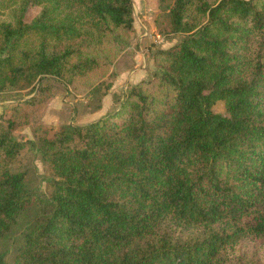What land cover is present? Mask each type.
I'll return each mask as SVG.
<instances>
[{"label": "trees", "instance_id": "16d2710c", "mask_svg": "<svg viewBox=\"0 0 264 264\" xmlns=\"http://www.w3.org/2000/svg\"><path fill=\"white\" fill-rule=\"evenodd\" d=\"M157 3L182 37L111 113L37 139L44 192L11 169L14 126L59 87L109 91L133 4L0 0V93L32 94L0 123V264H264V0Z\"/></svg>", "mask_w": 264, "mask_h": 264}, {"label": "rangeland", "instance_id": "374dc122", "mask_svg": "<svg viewBox=\"0 0 264 264\" xmlns=\"http://www.w3.org/2000/svg\"><path fill=\"white\" fill-rule=\"evenodd\" d=\"M132 4L134 32L129 46L122 49L110 68L112 78L109 91L98 99L95 95L91 96L88 93L77 95L69 89L59 87L45 100L42 113L37 114L31 124L14 126L13 136L24 144V148L12 161L11 169L15 173L28 171L35 187L41 188L44 192L49 190L47 179L51 177V173L39 151L37 139L47 135L49 128L54 130L67 123L82 126L95 121L105 113H111L122 93L153 73L155 70L153 53L165 49L182 37L181 34L159 31L155 18L157 0H132ZM133 56L136 57L135 61L132 59ZM31 97L29 89L0 93V123L5 124L11 118V111L16 105ZM212 110L222 114L223 104L216 102ZM241 252L248 253L253 258L257 255L250 244L244 245Z\"/></svg>", "mask_w": 264, "mask_h": 264}, {"label": "crops", "instance_id": "0c3cea01", "mask_svg": "<svg viewBox=\"0 0 264 264\" xmlns=\"http://www.w3.org/2000/svg\"><path fill=\"white\" fill-rule=\"evenodd\" d=\"M132 59L135 61L136 57H135V56H133V57H132ZM121 76H122V74H121Z\"/></svg>", "mask_w": 264, "mask_h": 264}, {"label": "built area", "instance_id": "2783aa9c", "mask_svg": "<svg viewBox=\"0 0 264 264\" xmlns=\"http://www.w3.org/2000/svg\"><path fill=\"white\" fill-rule=\"evenodd\" d=\"M145 30V29H144ZM144 33H146V30L144 31ZM156 38H159V36H156Z\"/></svg>", "mask_w": 264, "mask_h": 264}]
</instances>
